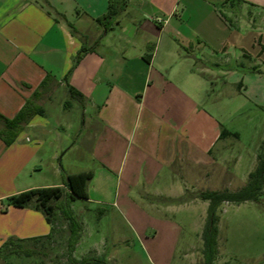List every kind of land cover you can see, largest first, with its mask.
<instances>
[{
  "label": "crops",
  "instance_id": "1",
  "mask_svg": "<svg viewBox=\"0 0 264 264\" xmlns=\"http://www.w3.org/2000/svg\"><path fill=\"white\" fill-rule=\"evenodd\" d=\"M109 1L0 0V116L14 119L36 92L44 111L12 144L0 137V251L9 238L52 232L43 212L9 206V197L64 188L65 176L90 172L88 198L76 201L118 207L137 231L162 240L150 248L155 262L172 264L184 229L165 211L184 191L179 167L208 177L219 159L217 174L229 183L222 190L235 182L239 157L226 148L239 137L220 135L239 133L212 113L221 107L210 96L211 69L214 59H228L229 46L245 56L238 12L264 13V0H121L117 16L100 22ZM251 41L264 54L263 28ZM83 47L89 51L68 79L86 100L70 108L82 113L74 138L69 121L53 126L51 111L69 110L65 76ZM48 75L55 82L40 90ZM258 164L257 156L253 171ZM10 260L0 255V264Z\"/></svg>",
  "mask_w": 264,
  "mask_h": 264
},
{
  "label": "rangeland",
  "instance_id": "2",
  "mask_svg": "<svg viewBox=\"0 0 264 264\" xmlns=\"http://www.w3.org/2000/svg\"><path fill=\"white\" fill-rule=\"evenodd\" d=\"M248 12L246 7L238 12V17H241L238 24L241 30L238 33L242 36L243 47L249 53L242 56L239 49L229 46L226 49L228 59L213 60L211 75L214 77L210 79V96L221 107L219 111L212 110V113L228 129L239 133V139H232L226 148L228 154L239 157L238 165L233 168L235 182L229 186L233 192L247 184L248 173L254 170L256 158L262 153L264 145V54L258 55L262 48L253 49L251 41L261 28L264 29V13L257 15ZM226 15L224 17L229 19ZM60 97L63 96L58 94L55 97L54 105ZM55 109L51 111L53 126H57L59 121H69L75 138L77 131L82 128V113L69 109L63 115H55ZM232 163L229 161L226 164L227 169L232 168ZM219 168L218 159L208 177L202 168L180 166L177 171V179H180L184 191L175 199L185 196L186 201L165 211V214H173L170 217L184 229L172 264H205L202 236L209 203L194 197L199 192L211 189L221 191L229 185L226 177L221 179L217 174ZM95 186L91 185V193ZM177 193L179 191H175ZM158 201L162 204L169 202L165 196H158ZM72 208L83 229L82 238L73 253L76 259L96 256L105 258L109 264H158L150 248L157 244L159 246L162 240L153 241L150 232L143 235L137 231L118 207L78 200L72 203ZM216 215L218 255L215 264L264 263V196L255 203L247 202L239 206L223 204ZM54 220L52 238L38 244L28 243L27 247L34 249L35 253L28 258L23 255L10 256L11 263L69 264L68 223L59 212ZM148 237L153 242H148Z\"/></svg>",
  "mask_w": 264,
  "mask_h": 264
},
{
  "label": "trees",
  "instance_id": "3",
  "mask_svg": "<svg viewBox=\"0 0 264 264\" xmlns=\"http://www.w3.org/2000/svg\"><path fill=\"white\" fill-rule=\"evenodd\" d=\"M124 4V3H123ZM121 0H110L109 10L107 14L99 21L103 22L112 19L117 16L120 11V7L123 5ZM88 49L83 47L77 54L73 68L65 76L67 82L66 87L69 94V100L65 102L66 109H70L73 103H77L82 108L85 106V97L74 87L68 84V79L72 74L74 68L80 63L82 58ZM55 82L53 76L48 75L42 82L40 90L44 89L47 85ZM38 92L35 93V97L28 100L21 110V112L12 120H8L3 116H0V123L3 124L4 133L0 130V137L3 138L7 145L14 142L21 126L27 123L34 115H43L42 108L34 104V100L38 96ZM13 130L16 134L10 139L7 138L6 132ZM232 136L238 138L237 133H232L227 129H222L221 138ZM259 164L255 171L248 175L247 184L238 191H230L228 189L222 191L206 190L199 192L194 197L203 202L209 203L207 212V223L203 232V254L205 258V264H215L218 255L217 249V236H218V218L216 212L223 204L241 205L247 202H259L260 198L264 196V145L262 147V153L258 156ZM92 178V173H78L74 175L65 176L64 188H43L35 189L27 192H23L18 195H14L8 198L7 202L9 206L17 208H33L37 211H41L45 214L47 222L52 225V232L49 236L42 238H34L31 240H19L16 238H9L3 245L0 255L5 262L8 261L10 256L31 257L35 252L34 249L27 247L28 243H42L45 240L52 238L55 231L56 213L59 212L63 219L67 221L69 228V237L67 241V260L69 264H109L103 257L87 256L81 259H76L73 253L76 250V246L79 240L82 238L83 229L79 221L77 220L74 212L71 208V204L77 199H87V185ZM185 196H182L174 200L175 205L185 203Z\"/></svg>",
  "mask_w": 264,
  "mask_h": 264
}]
</instances>
